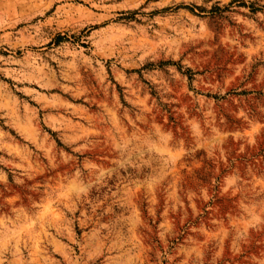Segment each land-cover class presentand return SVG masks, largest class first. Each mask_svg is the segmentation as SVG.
Listing matches in <instances>:
<instances>
[{
  "label": "rangeland",
  "instance_id": "374dc122",
  "mask_svg": "<svg viewBox=\"0 0 264 264\" xmlns=\"http://www.w3.org/2000/svg\"><path fill=\"white\" fill-rule=\"evenodd\" d=\"M0 264H264V0H0Z\"/></svg>",
  "mask_w": 264,
  "mask_h": 264
}]
</instances>
